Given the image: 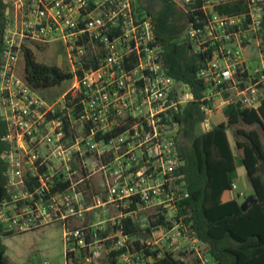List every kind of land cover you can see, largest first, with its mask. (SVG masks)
Listing matches in <instances>:
<instances>
[{
	"label": "built area",
	"instance_id": "built-area-1",
	"mask_svg": "<svg viewBox=\"0 0 264 264\" xmlns=\"http://www.w3.org/2000/svg\"><path fill=\"white\" fill-rule=\"evenodd\" d=\"M171 1L189 17L184 37L192 51L208 52L197 73L205 86L201 129L209 130L211 113L229 101L257 107L264 85V0ZM5 4L2 228L13 233L59 224L65 256L78 264L80 256L90 264H151L167 253L179 264H212L181 211L188 191L178 172V115L194 96L167 73L152 16L136 0ZM233 4L243 10L220 12ZM251 39L261 57L252 70L241 52ZM56 40L63 42L68 67L62 70L71 84L47 101L18 62L26 49L33 53ZM97 213L107 216L95 219ZM129 216L138 225L134 234L125 230Z\"/></svg>",
	"mask_w": 264,
	"mask_h": 264
},
{
	"label": "trees",
	"instance_id": "trees-1",
	"mask_svg": "<svg viewBox=\"0 0 264 264\" xmlns=\"http://www.w3.org/2000/svg\"><path fill=\"white\" fill-rule=\"evenodd\" d=\"M136 3L138 9L152 16L167 73L188 84L194 96L178 115L181 125L178 172L188 191L181 207L184 221L195 230L212 264H264V174L259 169L264 163V85L257 107L229 101L223 109L226 121L213 123L208 131H203L201 122L206 114L200 105L205 86L197 73L204 66L208 52L192 51L191 44L184 37L189 17L171 0H136ZM6 6L0 0V51ZM242 10L235 4L220 8V12L231 14ZM259 38L264 45V19ZM23 64L26 81L38 90L70 78L69 73L56 65L35 61L29 49L24 52ZM239 123L257 126L250 129L237 127L234 131L235 148L242 151L238 160L253 190V200L248 201L245 211L240 207L242 202L236 198H222L225 190H232L231 174L236 167V155L227 129ZM5 133L6 124L0 115V202L7 194L6 162L1 155ZM237 136L243 139L239 140ZM137 227L135 219L127 217L125 230L134 234ZM9 234L12 232L4 230L0 222V264H9L1 242V237ZM151 264H179V261L172 253H167Z\"/></svg>",
	"mask_w": 264,
	"mask_h": 264
},
{
	"label": "rangeland",
	"instance_id": "rangeland-1",
	"mask_svg": "<svg viewBox=\"0 0 264 264\" xmlns=\"http://www.w3.org/2000/svg\"><path fill=\"white\" fill-rule=\"evenodd\" d=\"M7 0H3L5 3ZM8 14V8H5V16ZM242 59L245 65L250 69L261 66V57L258 51L256 41L250 40L243 49ZM34 59L37 62L47 65H56L61 69H66L67 61L65 57V49L63 42L60 40L53 41L43 50L35 49L33 51ZM23 60L18 62L20 73L23 71ZM71 81L66 79L60 84L51 86L38 91V94L47 101L59 98L70 86ZM213 123L225 122L226 118L222 109H218L211 113ZM237 127L245 129L257 128L256 125L236 124L227 129L229 142L232 150L236 155V167L231 176L236 185L235 189L225 190L222 193L223 200L236 198L239 202H243L253 197V190L248 181L245 169L238 158L241 156V149L235 148L234 131ZM211 128V126H210ZM208 131V130H207ZM239 140L243 138L237 136ZM240 193V194H239ZM98 212V211H97ZM95 219L105 218L106 213H97ZM62 227L59 224H50L42 228L25 231L13 232L12 234L1 237L2 245L5 249V255L9 264H78L74 259L67 260L65 256V243L62 236ZM79 255V251L77 252ZM80 264H90L85 262L81 256L78 258Z\"/></svg>",
	"mask_w": 264,
	"mask_h": 264
},
{
	"label": "water",
	"instance_id": "water-1",
	"mask_svg": "<svg viewBox=\"0 0 264 264\" xmlns=\"http://www.w3.org/2000/svg\"><path fill=\"white\" fill-rule=\"evenodd\" d=\"M259 169H260L261 173L264 174V163H261V164L259 165ZM252 200H253V197H250L249 199L244 200V201L240 204L241 209H242L243 211H245V210H246V206H247L248 201H252Z\"/></svg>",
	"mask_w": 264,
	"mask_h": 264
}]
</instances>
